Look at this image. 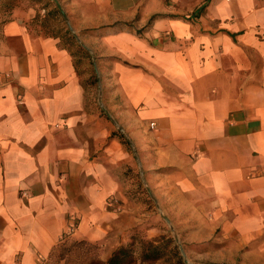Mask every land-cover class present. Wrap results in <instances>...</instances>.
<instances>
[{
  "label": "crops",
  "instance_id": "0c3cea01",
  "mask_svg": "<svg viewBox=\"0 0 264 264\" xmlns=\"http://www.w3.org/2000/svg\"><path fill=\"white\" fill-rule=\"evenodd\" d=\"M46 1L0 22V264L65 238L106 261L161 214L190 253L264 264V0H52L67 34Z\"/></svg>",
  "mask_w": 264,
  "mask_h": 264
},
{
  "label": "rangeland",
  "instance_id": "374dc122",
  "mask_svg": "<svg viewBox=\"0 0 264 264\" xmlns=\"http://www.w3.org/2000/svg\"><path fill=\"white\" fill-rule=\"evenodd\" d=\"M23 0H0V22L2 23V20L5 19V14L8 11V8H10V6L14 5V4H20ZM46 2H50V6L52 7V11L55 13V15H57V21H58V25L60 28L61 32L66 31V34L69 33L68 30L71 27L70 24L65 20L63 14L65 15V12L60 4V2L57 0V2L60 5V9L62 12H59V10L57 11L56 7H53L54 4L51 1H46ZM66 16V15H65ZM0 23V25H1ZM65 34V33H64ZM65 36V43L66 45H68V48L70 49L71 52L75 53L76 52V48L74 47L73 42L75 41L74 38L70 36ZM114 59V58H112ZM95 63L91 64V60H90V56L88 55H84L83 53L78 54L77 58H76V63L78 68L81 70V73L83 75V81L85 84L88 85V87H86L87 89V94H88V98H100V112L102 116H105V112L107 110L106 104L103 100V98H105V94H104V89L102 86V78L105 77L111 81H113V77L112 76H106L105 73L107 72V69H101L100 67H98L97 64V60L96 58H94ZM108 66V65H106ZM95 67V70L94 68ZM96 73H95V72ZM88 80V81H87ZM99 81V88H97V84L96 82ZM171 223V222H170ZM162 225H160L163 231L158 232V235L155 236H168L171 237L174 241V243L176 244V241L172 235V231L170 230L169 225L162 220L161 222ZM172 225V224H171ZM173 227V226H172ZM174 229V227H173ZM174 232L176 233V235L178 236L177 232L174 229ZM178 240L180 242L181 245V250L177 246L178 249V253L181 256L183 262L184 260H186L185 264H239L238 262H227V259L230 257L228 256V254H226L225 250H220V248L218 246H208L206 248V250H203L202 247H195L193 253L188 252L185 244L182 242L181 238L178 236ZM138 243V242H137ZM97 248L93 249V253L94 255H96L98 257V259L102 262H105L103 260L100 259L101 256V250H100V246L96 245ZM139 247L138 244H136V252L139 253L140 249L137 248ZM172 248V246H171ZM203 253H207V255H202ZM110 257V256H109ZM175 260L174 256H166L165 258H162L161 260L158 261H154V262H149V263H143V264H168L170 262H173Z\"/></svg>",
  "mask_w": 264,
  "mask_h": 264
},
{
  "label": "trees",
  "instance_id": "16d2710c",
  "mask_svg": "<svg viewBox=\"0 0 264 264\" xmlns=\"http://www.w3.org/2000/svg\"><path fill=\"white\" fill-rule=\"evenodd\" d=\"M73 56L76 57V52ZM136 244L139 245L137 248L141 247L139 253L136 252ZM95 248V244L65 238L52 250L44 264H143L161 260L166 256L175 257L168 264H185L173 239L168 236L145 240L139 234H133L131 241L117 247L105 262L94 255Z\"/></svg>",
  "mask_w": 264,
  "mask_h": 264
},
{
  "label": "water",
  "instance_id": "95a60500",
  "mask_svg": "<svg viewBox=\"0 0 264 264\" xmlns=\"http://www.w3.org/2000/svg\"><path fill=\"white\" fill-rule=\"evenodd\" d=\"M53 1H54V2L58 5V7L60 8L59 3L57 2V0H53ZM161 217H162L163 220L169 225L170 230L172 231V235H173V237H174V239H175V241H176V244L178 245V247H179L180 250H181V245H180V242H179V240H178V236H177L176 233L174 232V229H173V227H172V225H171L169 219H168L165 215H163V214H161ZM184 263H186V260H184Z\"/></svg>",
  "mask_w": 264,
  "mask_h": 264
},
{
  "label": "built area",
  "instance_id": "2783aa9c",
  "mask_svg": "<svg viewBox=\"0 0 264 264\" xmlns=\"http://www.w3.org/2000/svg\"><path fill=\"white\" fill-rule=\"evenodd\" d=\"M154 124H151V127L153 126ZM112 203H114V201H110L109 202V205H111ZM74 225H71V226H69V229H68V232L69 233H72L73 232V230H74Z\"/></svg>",
  "mask_w": 264,
  "mask_h": 264
}]
</instances>
